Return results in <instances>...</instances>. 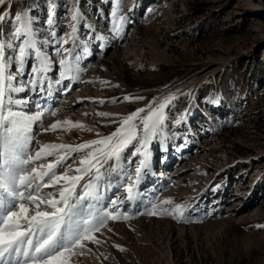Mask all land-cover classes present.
Masks as SVG:
<instances>
[{
	"label": "rangeland",
	"instance_id": "obj_1",
	"mask_svg": "<svg viewBox=\"0 0 264 264\" xmlns=\"http://www.w3.org/2000/svg\"><path fill=\"white\" fill-rule=\"evenodd\" d=\"M22 12L33 18L38 46L55 61L43 75L31 71L34 56L23 74L15 64L6 69L17 77L13 87L24 88L12 98L26 101L12 109L45 113L28 133L25 154L44 144L103 138L141 108L135 123L142 137L141 120L165 103L147 157L110 161L100 170L97 207L110 211L109 201L120 198L116 211L128 218L108 220L94 240L65 253L68 264H264V0H13L2 8L10 14L0 22V38L13 39L11 14ZM66 38L67 44L58 42ZM64 49H71L69 77L60 75ZM57 121L55 130L43 131ZM132 151L129 146L123 156ZM82 159L71 153L57 173L77 175ZM145 159L129 193L134 168ZM63 185L41 188V197L59 199ZM176 205L184 206L182 218L160 214L175 213ZM26 207L35 213V205Z\"/></svg>",
	"mask_w": 264,
	"mask_h": 264
},
{
	"label": "snow or ice",
	"instance_id": "obj_2",
	"mask_svg": "<svg viewBox=\"0 0 264 264\" xmlns=\"http://www.w3.org/2000/svg\"><path fill=\"white\" fill-rule=\"evenodd\" d=\"M114 2L119 5L120 0H114ZM11 3L13 0H0V22L6 20L10 14L2 13L3 6ZM52 9L54 15L55 5ZM110 14L114 18L113 29L118 31V25L115 23L118 13L113 10ZM11 15L15 21L13 39L6 42L0 38V264H14V258L15 264H19L21 256L24 258L23 264H68L65 253H72L78 248L82 249L83 242L94 240V233L104 228L108 220L128 218L127 215L116 211V206L121 203L120 198L109 201L113 205L110 211L102 206L97 207L99 203L97 181L100 179V170L110 161L121 159L128 161L129 157L141 154L147 157V146L156 136L157 129L165 118L163 112L165 103L149 109L148 114L141 120L139 127L142 128V137L138 134V125L135 121L140 113L145 111L143 108L125 117L119 122L116 131L103 138L77 145L44 144L34 154H25L24 145L31 139L28 133L33 123L41 121L45 113L39 111L29 115L12 109L11 105H21L26 101L12 98L11 93L22 92L24 88L13 87L11 82L17 77L11 73L6 74V69L15 64L17 73L23 74L29 57L34 56L38 64L31 71L34 75H43L55 61L41 50L42 45L38 46L37 32L33 28V18L29 13ZM80 16L78 9L73 12V33L76 31L75 22L80 19ZM119 20L122 24L124 17L120 15ZM54 23L51 17L47 20L49 26ZM58 42L67 44L68 39ZM6 49L11 51L6 52ZM55 51L60 52L59 49ZM70 52L71 49H64L65 58L58 62L63 67L60 75L64 77H69L73 71V66L67 58ZM12 53H16L14 59L10 58ZM124 99L133 98L125 97ZM135 99H142V97ZM99 115L108 114L99 113ZM58 124H60L59 121L43 131H53ZM74 126L83 127L82 125ZM134 144L139 146L135 147ZM129 146H133V151L125 157L123 153ZM71 153H80L84 156V159L79 161L81 166L74 170L78 174L69 176L65 173L61 176L56 170L64 164ZM48 157H55L54 162L41 163L39 170L33 166L35 162L46 160ZM29 167H31L30 171ZM146 167L145 159L134 168L136 180L128 183L129 193L132 192L134 184L139 181ZM85 175L89 176L88 180H84ZM81 180H84L82 185ZM62 181L64 185L58 191L59 199L55 198L54 193L44 194L52 198L41 197V188L54 186ZM77 187L82 189L79 194L76 192ZM128 199L132 200L133 197L129 195ZM27 203L35 205L36 210L33 215H28ZM164 203H171V201L166 200ZM42 205L46 210H39ZM183 208V205H176L175 213L162 210L160 214H176L178 218H182ZM150 214H157L155 208ZM60 257L65 258L60 260Z\"/></svg>",
	"mask_w": 264,
	"mask_h": 264
}]
</instances>
